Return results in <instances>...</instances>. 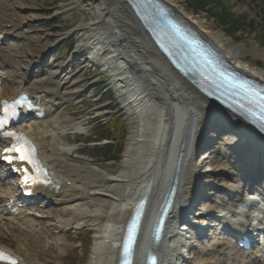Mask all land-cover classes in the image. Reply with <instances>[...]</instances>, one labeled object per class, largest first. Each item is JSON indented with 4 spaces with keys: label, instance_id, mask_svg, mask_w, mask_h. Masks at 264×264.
Listing matches in <instances>:
<instances>
[{
    "label": "bare ground",
    "instance_id": "bare-ground-1",
    "mask_svg": "<svg viewBox=\"0 0 264 264\" xmlns=\"http://www.w3.org/2000/svg\"><path fill=\"white\" fill-rule=\"evenodd\" d=\"M164 1L176 10L180 17L198 27L202 34L232 62L264 78V67H257L255 62L246 58L249 53L256 56L264 55V50L258 48L256 42H251L248 48L244 44L233 43L222 31L214 30L207 19L200 16L190 17L185 14L179 0ZM81 5L88 11V17L79 21L68 32L71 33L70 35H79L84 32L85 39L96 41L102 46V54L106 53L109 58L112 57L114 60L112 62H117L116 67H120L123 71L121 77L128 78L127 94L130 96V105L138 106L146 116L152 117L151 121H146L142 135H133L129 139L125 155L122 157V167L118 166L115 173H104L110 169L95 165L93 169L74 167L66 162L70 158V150L61 147L56 141L53 143L52 140L45 138L49 134L52 138L57 132V126L59 129L63 128L59 132L62 133L80 130L84 124L75 122L72 117L59 111L66 100L73 99L72 85L65 72L69 59L65 58L58 64L52 63L51 71L46 78L36 81L27 79L26 73L31 68L40 67L39 60L43 57L45 48L32 49L30 42L33 39L28 32L23 30V23L26 19L19 18L22 8L7 0H0V33L7 37L3 51L0 53V65L6 69L7 74L0 88V97L12 98L18 91L23 90L37 99L39 104L45 108L46 118L40 120L39 125H34L31 135L27 132L38 149L44 147L45 150H41L42 159L58 186L47 192L45 196L51 197L55 203L60 201L67 204L73 203L61 210H54L55 215L59 216L56 219L58 222L53 226L54 230L57 232L74 228L69 225L73 223L76 224L75 226H80L83 224L82 220L100 224L102 229L99 237L96 238L93 249L94 258L91 264H115L117 258V246L115 245L118 243L120 231L130 215L132 206L140 198L145 185H150H148L149 191L146 192L149 202L160 187V170L169 151L167 144L171 141L173 130L177 126L172 106L178 104L179 115L183 120L182 128L178 133L177 146L171 154V172L168 176L170 180L175 161L181 156L177 174L179 190L177 197L179 199L176 201L175 210L172 211L173 215L176 214V219L183 217L185 205L182 201L187 199L190 204L193 203L196 199L197 185L201 186L202 180L206 183L204 178L208 167L212 169V174L207 173L208 176L215 175L214 172L217 170L211 168L214 164L212 157L205 158L202 153L197 159L194 158L208 119L224 118L228 127L235 130L236 135L245 138L241 144L237 145V150L249 148L255 150L256 155L263 156L264 138L235 115L206 100L170 65L145 32L127 0H70L58 5L55 12H68L73 7ZM8 23H11L9 29L5 26ZM68 32L58 34L56 38L64 37ZM14 39L18 42H10ZM49 46L50 44L47 45ZM183 127L185 129L182 133ZM236 135L232 134L228 137V143H234L238 139ZM192 140L194 141L191 145ZM134 144H138L135 156L130 154V149ZM218 169L224 172L220 174V177L227 176L228 171L225 166L218 167ZM67 181L71 182L69 186L66 184ZM226 189L228 192H237L239 188L236 185H228ZM94 205L97 208L93 209ZM68 214L71 217L62 219ZM219 214L223 216L226 213L220 212ZM30 217L23 218L22 221L26 228L21 235L18 231L16 233L12 227H0V248L17 256L18 264H40L38 261L42 258L40 254L48 249L33 250V245L37 246L41 237L37 235L39 229H35L33 219ZM222 218L227 219L224 216ZM1 219L0 217V221ZM15 221V218H8L6 223L10 225ZM4 229H8L7 235L3 233ZM146 239L149 240L148 233ZM62 240L64 238H56L54 246L55 243L62 245L60 242ZM156 250L159 253L162 252L160 248ZM137 254L136 261L139 264L142 257L144 258V252ZM252 263L264 264L263 261L256 259V255ZM50 264H54L53 260Z\"/></svg>",
    "mask_w": 264,
    "mask_h": 264
},
{
    "label": "rangeland",
    "instance_id": "rangeland-1",
    "mask_svg": "<svg viewBox=\"0 0 264 264\" xmlns=\"http://www.w3.org/2000/svg\"><path fill=\"white\" fill-rule=\"evenodd\" d=\"M67 1L70 0H7V2H11L12 4H16L18 5V7L22 8L19 18L26 19L23 23V30L31 35L33 40H31L30 44L33 50H39L41 47H44V51H46V47L48 44H56L55 49L48 55L46 59L47 65L51 63L58 64L61 63L65 58H69V66L68 68H66V75L68 77V80L70 81V84L72 85L71 87L74 92V97L72 101V108L66 111V114L69 116L75 115L72 117L77 121L85 122L86 118H88V120L86 124H83V127L80 129V131H78L80 132V134H85L82 136L77 133L69 134L66 132H62L60 134L59 132H61L63 128L56 129V131L58 132L55 135H58V137L56 138L57 143H59L61 147L70 149L71 156L66 160V162L74 167H87V169H93L95 168L94 164H97L98 167H107L110 169L105 171L104 173H115L118 170V166L122 165V160H119V162L117 163L105 164L104 162H102V159H97L93 162H90L87 160L89 158H87L86 156L85 158H83L84 156H81L83 159H85V161H80L78 160L80 156L77 154V152H81L85 144H77L76 142L79 141L82 137L84 140H88L96 136H100L101 129L99 123L101 122L100 120L102 119V117L105 118L108 115L117 113L123 118L124 126L127 132L123 153H121L120 155L121 157H123L125 155L127 143L131 136L142 135L146 121H151L152 117L150 115L146 116L144 112L140 108H138V106H132L128 104L124 105V103H126L128 98L130 97L129 94H127L128 87L125 85V83L118 82L114 78L108 77L112 72H115L118 69L116 68L115 63L107 58L106 53L102 54L100 50H97V48L93 49L94 43L96 41L92 42L85 39L84 32H81L79 35L72 34L66 37L56 38L58 34L66 32L67 30L73 28L79 21L84 20L88 17V11L82 5L75 6L68 12L56 13L55 8L61 3ZM179 1L184 8L185 14L189 15L190 17H203L209 21L211 27L214 30L224 32L222 27L216 23V21L210 14L205 11L198 12L196 10H193L187 4V0ZM258 2L259 0H240L236 4L233 3V1H230V3L234 4L232 6L233 12L241 13L245 11L248 13L249 19H258L260 17ZM60 18H63V20H60ZM88 33L89 31L87 32V34ZM224 34L227 37H230L225 32ZM231 40L233 43L244 44L246 48H248L250 46V43L254 41L257 43L258 48L264 50L263 41L258 37H254L253 32L251 34L249 32H244L240 35L239 38H235L234 40L231 38ZM64 47H66L67 50L63 52L61 51V49ZM246 58L252 62L259 63L260 67H264V55L256 56L253 53H249ZM50 71L51 70L49 67H45L43 69L41 67L36 68L29 79L31 81H36L38 79L46 78L49 75ZM20 74H22V72H20ZM121 84H124L125 87H122ZM117 87L120 88L117 89ZM106 98H108V101H105ZM101 102L103 103L99 104ZM106 106L108 110H103ZM96 115L98 116L97 118ZM57 127L59 128V126ZM27 128L31 130L32 124H27ZM184 129L185 127H183L182 129V133L184 132ZM146 134L149 135L147 131ZM220 146L223 148L225 147L223 142H220ZM137 147L138 144L132 145L130 154L132 153V155L135 156V149ZM213 157L216 160V165L218 167L225 166L227 170L235 171L233 169V160L229 159L226 153L225 155H223L222 151H219L218 154L214 155ZM207 180L208 183L218 184L222 186L236 185L235 182H232V179H227L226 181L229 182L224 183H221V181L215 179L214 177H209L207 178ZM10 189L11 187L8 186L6 189L4 188L3 191L6 190V192H9ZM3 194L4 193L0 191V195ZM72 204L60 203L56 206L55 204L44 205L43 203H41L35 206H30L26 209L27 215L31 216L30 218L33 219L32 222L33 225H35V229H39V234L37 235H40L41 237L39 239V242L37 243V246L33 245V250L37 249V251H40L42 249L48 248L46 249V252L43 251V253L40 254L42 256L41 259H38L40 264H50V261L52 260L54 264H70V259L77 260L79 259V257H81V248H79L80 240L78 236L79 233H81L80 235L85 233L83 232L84 230L81 232H77L74 229L68 235H57L53 228V226L58 222L56 219L59 218V216L57 217V215H55L54 210H61L65 207H69ZM200 207L201 206H199V208ZM95 208H97L96 205L93 206V209ZM69 215L70 214L63 216L62 219L71 217V215ZM82 222V226H84V229H92L91 232L87 231L88 236L91 237V243L89 246V255L84 257L83 262H75V264H91V261L94 258L93 249L95 246V242L97 241L96 238L99 237L102 227L100 226V224L97 225L96 222H90L87 220H82ZM169 222L170 219L166 225V229L169 230L170 234L171 228ZM73 225L75 226L76 224L73 223ZM3 232L5 234V230ZM15 232L17 233V231ZM19 234L21 235L22 232H19ZM64 235H66V239L60 241L63 244L57 245L55 243L54 246L56 238ZM171 236L172 240L168 243L167 254L161 256L160 264H238L237 256L241 257L237 252H227L233 254V256L221 254V251L224 250V247H221V242H219L218 239H215L213 242H207V246L217 244L218 247H216V251H207V246L201 244L202 250L194 254V250L190 249V244H198V241H196L194 238L190 240V231H185L182 234L174 232V234H170V237ZM47 245H49L50 247H46ZM167 258L168 260L166 261Z\"/></svg>",
    "mask_w": 264,
    "mask_h": 264
},
{
    "label": "trees",
    "instance_id": "trees-1",
    "mask_svg": "<svg viewBox=\"0 0 264 264\" xmlns=\"http://www.w3.org/2000/svg\"><path fill=\"white\" fill-rule=\"evenodd\" d=\"M240 0H187V4L196 11H206L216 23L222 27L225 33L233 39L239 38L244 32H253L264 43V0H260L258 7L261 13L259 19H249L246 12L234 13L233 3ZM122 121L114 116L107 125L102 126L103 135L101 139H107L111 143L86 148L92 156H104L106 160L118 159L122 148L124 129ZM100 140V139H98Z\"/></svg>",
    "mask_w": 264,
    "mask_h": 264
},
{
    "label": "snow or ice",
    "instance_id": "snow-or-ice-1",
    "mask_svg": "<svg viewBox=\"0 0 264 264\" xmlns=\"http://www.w3.org/2000/svg\"><path fill=\"white\" fill-rule=\"evenodd\" d=\"M4 127V121L0 120V129ZM5 137H12L14 140L20 141L22 139V134L12 133V132H3L0 133ZM5 159L12 163L13 160H19L21 162H27L29 164H36L34 159L35 149L26 141L23 143H14L11 147L5 149ZM15 153V155H12ZM27 173V169H23ZM0 258H3V254L0 253Z\"/></svg>",
    "mask_w": 264,
    "mask_h": 264
}]
</instances>
